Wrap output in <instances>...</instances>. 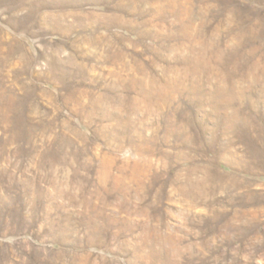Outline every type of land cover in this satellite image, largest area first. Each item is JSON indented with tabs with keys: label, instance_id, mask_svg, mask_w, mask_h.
Segmentation results:
<instances>
[{
	"label": "rangeland",
	"instance_id": "rangeland-1",
	"mask_svg": "<svg viewBox=\"0 0 264 264\" xmlns=\"http://www.w3.org/2000/svg\"><path fill=\"white\" fill-rule=\"evenodd\" d=\"M0 264H264V0H0Z\"/></svg>",
	"mask_w": 264,
	"mask_h": 264
}]
</instances>
